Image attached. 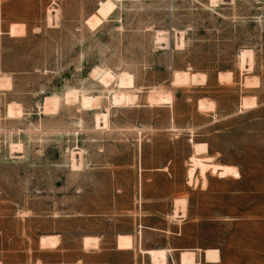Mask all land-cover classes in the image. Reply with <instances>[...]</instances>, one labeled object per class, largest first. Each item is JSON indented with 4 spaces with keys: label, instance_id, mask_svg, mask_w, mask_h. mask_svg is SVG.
I'll return each mask as SVG.
<instances>
[{
    "label": "rangeland",
    "instance_id": "obj_1",
    "mask_svg": "<svg viewBox=\"0 0 264 264\" xmlns=\"http://www.w3.org/2000/svg\"><path fill=\"white\" fill-rule=\"evenodd\" d=\"M207 3L0 0V77L12 83L0 91V264H151L139 248L173 250L167 264H179L183 249H217L219 264H264V1ZM158 30L171 47L157 45ZM174 30L184 31L183 47ZM242 49L254 53L252 72H240ZM97 66L131 74L138 94L125 109L104 95L98 111L110 108L112 131L92 130L98 111L78 103L42 112L46 97L68 88L100 94L89 80ZM185 70L205 82L174 87L172 72ZM228 72L232 82H218ZM154 89L172 104H148ZM252 97L258 108L243 110ZM198 101L213 110L198 111ZM9 103L22 108L19 119L7 116ZM190 139L224 171L193 183ZM77 147L85 166L74 172ZM177 201L185 218L173 216ZM43 235L57 236L56 246L40 247ZM85 236L98 248L84 250Z\"/></svg>",
    "mask_w": 264,
    "mask_h": 264
},
{
    "label": "bare ground",
    "instance_id": "obj_2",
    "mask_svg": "<svg viewBox=\"0 0 264 264\" xmlns=\"http://www.w3.org/2000/svg\"><path fill=\"white\" fill-rule=\"evenodd\" d=\"M227 4L235 6L237 0H207V4L210 8L219 7L221 4ZM264 1V0H261ZM227 5V6H229ZM59 19V12L55 9H48L47 20L54 25ZM173 35L175 39V47H183L185 44V33L184 31L174 30ZM171 34L168 31L158 30L154 32V40L157 45L161 48H169L170 46ZM239 69L240 72H252L254 70L255 58L252 50L242 49L239 54ZM171 84L175 86H188L202 84L206 80L204 74L191 73L189 70L185 71H174ZM218 82L220 83H231L233 79V74L228 72L226 74H218ZM89 80L94 84L98 85L101 89V93L98 95H91L86 92L85 89L68 88L64 92V97L55 95L48 96L44 100L42 112L45 113H55L58 112L62 102L70 106L75 103L79 104V108L84 111H98L102 105V100L108 101L109 107L112 108H129L138 106V94L136 92V87L134 84V77L122 71L121 73H114L109 68H102L100 66L94 67L89 74ZM247 81V78L245 79ZM245 81V82H246ZM250 81L247 82V86ZM112 85H115L113 88ZM12 83L9 77H0V91L3 89H11ZM100 91V90H99ZM106 93V94H103ZM157 91L155 89L149 93L148 104L153 105H167L172 104V97L168 94L166 96H159L155 94ZM99 93V92H98ZM154 95H157L155 97ZM1 100V99H0ZM106 101V102H107ZM1 103V101H0ZM198 107L201 112L204 110H209L214 108L213 103H205L198 101ZM256 98H244L241 102V107L243 110H254L258 108ZM71 107V106H70ZM198 110V111H199ZM22 108L16 103L7 104L6 114L10 119L17 120L22 116ZM110 108L105 109V111L95 112L93 115V126L92 130L99 132H110L111 127L109 125ZM114 131V130H113ZM140 131V130H139ZM44 132V131H43ZM138 133V131H137ZM189 142L192 145L193 156L191 162L190 176L195 183L197 181L196 174H198L202 179H206V174L212 171H224V166L217 164L213 161L212 157H204L208 153V145L206 143H194L191 139ZM83 150L79 147L70 150L68 155V163L70 168L74 172L81 171L84 166V156ZM186 201V200H185ZM173 216L174 218H181L186 216L187 207L184 201H177ZM185 218V217H184ZM138 235H142V227H139ZM57 236L43 235L39 238V245L42 248L55 247ZM99 239L95 237L85 236L82 238V246L84 250H89L92 248H98ZM173 250L160 248V249H150L143 250L139 248V252L143 256H147L151 264H167L169 258L171 257V252ZM202 256L203 261L206 264H219L221 261L220 252L217 249H206L203 251L193 250V249H183L179 253V264H197L198 258ZM172 258V257H171Z\"/></svg>",
    "mask_w": 264,
    "mask_h": 264
}]
</instances>
